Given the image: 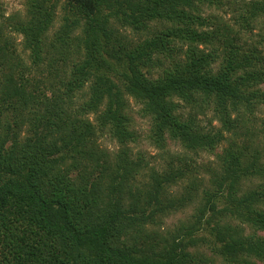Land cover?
Segmentation results:
<instances>
[{"label": "trees", "instance_id": "trees-1", "mask_svg": "<svg viewBox=\"0 0 264 264\" xmlns=\"http://www.w3.org/2000/svg\"><path fill=\"white\" fill-rule=\"evenodd\" d=\"M48 1L29 0L30 8L22 19L15 21L14 31L23 36V46L30 49L32 66L40 74L26 78L23 73L30 71L26 67L20 80L31 82L34 92L40 89L42 98H46L45 90L51 91L53 103L45 105L53 110L48 108L47 120L51 123L48 116H55L64 127L72 129L61 140L65 148L85 143L80 127L87 135L95 134L92 124L83 116L98 111L101 131L109 127L119 143L125 144L131 136L122 112L121 91L145 104L155 122L154 138L159 145H164V136L168 134L194 153L213 150L226 137L221 130L204 128L193 117L183 119L175 113L174 96L194 103L216 97V115L226 131L243 124L240 105L248 108L259 96V99L264 97L257 90H246L251 80L264 82V71L254 67L255 60H260L255 46L248 53L239 54L233 38L226 36L223 50L229 49L227 59L218 71L213 70L215 56L203 52L200 45L213 44L217 36H224L227 26H219L216 31L201 29L205 24L197 4L201 0H68L63 24L54 32L48 46H44L42 37L55 14L53 6H46ZM214 2L220 4L221 0H209L210 4ZM249 8L243 17L245 27L255 20L258 10L256 5ZM110 17L135 32L148 29L153 36L127 50L126 44L118 42L121 55L110 44L114 51L111 54ZM177 41L188 45L186 61L175 62L173 70L164 71L155 79L148 77L143 69L156 64L160 53L175 54L177 48L173 42ZM80 50L84 51L82 59L72 61L73 51L79 55ZM108 56L116 60L115 64L108 63ZM19 59L1 23L0 63L21 65ZM45 59H48L47 72L40 67ZM54 73V79L58 75L60 86L65 87L63 98L58 86L51 85ZM86 84L89 89L84 92ZM21 87L10 77L4 96H21L27 104V96L33 98L34 92L26 94ZM77 93L82 103L71 115L67 109ZM102 104L104 108L100 109ZM234 112L237 115L231 118ZM44 143L37 137L20 141L15 133L11 135L7 131L0 135V264H190L193 255L187 249L199 240L212 246L229 264H256L251 258L264 262V236L257 234L264 231V184L240 194L236 188L242 178L264 179V164H257L256 157L243 164V148L234 150L231 145L226 150L221 171L213 180L215 190L204 192V205L197 210L195 221L184 227L185 232L180 230L179 235L169 240L163 238L156 250L154 245L146 247V240L142 243L145 223L152 219L153 208L160 194H164L163 183L177 174L173 175L170 169L168 176L154 178L144 201L151 207L149 214L136 201L126 210L122 208L121 197L111 195L110 191L114 188L122 191L131 170L113 177L107 186L110 196L100 181L92 183L88 192L57 168L63 160L62 154L57 155L63 146L58 147L55 140ZM81 151L83 156H95V159L104 154ZM109 167L112 168L110 164ZM206 211L210 214L204 220ZM230 214L248 224L253 234L244 236L241 228L219 223L221 217ZM204 223L211 226L212 238L194 237L204 229Z\"/></svg>", "mask_w": 264, "mask_h": 264}, {"label": "rangeland", "instance_id": "rangeland-1", "mask_svg": "<svg viewBox=\"0 0 264 264\" xmlns=\"http://www.w3.org/2000/svg\"><path fill=\"white\" fill-rule=\"evenodd\" d=\"M67 1L49 0L47 2L46 6H53L55 14L50 27L42 37L44 46H48L54 32L63 24L62 15H64L65 7H67ZM197 4L201 8L200 14L205 18V24L202 25L201 29L216 31L219 26H227V30L223 31L225 32L224 36H217L213 44L200 45L203 52L215 56L216 62L211 65L213 70L218 71L221 68V63H225L227 59L229 49L223 50L226 48L224 39L227 36L233 38V44L238 47L239 54L255 46L259 52L257 56L260 57V60H255L254 67H260L264 71V8H262V6L264 7V0H221L220 4L219 2L210 4L209 0L205 2L201 0ZM251 5H256L258 10H255V20H251L250 26L245 27L243 17L248 14ZM29 8V0H0L2 17H0V24H3L6 34L12 39L13 49H15V54L20 55L18 62L21 63V65L14 62L6 65L0 63V135H5L6 131L11 135L15 133L20 141L32 140L37 137L43 144H45L44 141L50 143L55 140L58 147L63 146L62 151L57 154L63 155V160L58 162L57 168L73 182L85 187L88 192H90L92 183L100 181L104 190L106 189L107 196H110L107 186L113 177L118 173H125V170H131L130 173H127V184L124 185L122 191L119 192L117 188H114L110 194L115 197L120 196L122 208L126 210L133 201H136L139 208L145 206V214L150 213L151 207L145 205L144 201L148 190L153 186L154 178L162 179L168 176L171 169L173 175H177L169 182L163 183L164 194H160L156 207L153 208L152 206V219H148L145 223L142 243L146 240V247L154 245L156 250H159L158 244H161L163 238L169 240L172 236L179 235L180 230L185 232L184 227L195 221L197 210L204 205V192L215 190L213 180L220 173L222 157L226 150L231 148V145L234 150L243 148L242 152L245 156L242 160L243 164L250 163L253 157L257 158V164H264V97L259 99L260 96L257 98V102L253 101L254 105L251 107L246 108L244 105H240L243 124L238 125L236 130L229 131L223 129L222 121L216 115L218 114L214 105L216 97L212 96L205 101L199 100L194 103L174 96L172 102L176 105L175 113L180 114L183 119L193 117L195 122L204 128H212L215 132L221 130L226 137L213 150L194 153L180 142L170 138L168 134L164 136V145H159L154 138L155 122L146 110L145 104L121 91V97L124 101L122 112L127 118V130L131 136L124 142L125 144L119 143L109 127L101 131L97 119L98 111L89 112L83 116L92 124L95 134L87 135L83 127H80L78 129L81 130V135L85 137V139L83 138L85 143L78 144L75 148L72 146L65 148L61 140L72 129L70 126L64 127L65 125L61 124L55 116H48L51 123L47 120L48 108L49 111L53 110L50 105H45L46 102L53 103L51 91L45 90L46 98H42L40 89L34 92L35 89L31 82L27 83L23 79L20 80L23 74L26 78L39 77L38 75H40L35 70V66H32L33 58L30 55V49L23 46V36L14 31L15 21L22 19ZM108 26L113 30L108 44L111 54L114 51L110 44H114L115 52L117 51L121 55L118 42L126 44L127 50L137 42L153 36V33L148 29L135 32L130 26L116 21L113 17L109 18ZM174 43L177 48L175 54L160 53L157 55L156 64L152 65L150 69H143L148 77L155 79L164 71L173 70L175 62L186 61L187 43L179 41ZM83 53L84 51L80 50V54L77 55L73 51L72 61L81 60ZM107 60L108 63L113 64L116 61L110 56L107 57ZM46 63H48V59L43 60L40 67L47 72L48 65ZM26 67H29L30 71L21 74ZM69 71L70 69H68ZM54 76L55 73L50 79L51 85L58 86L57 89L63 98L66 95L64 93L65 87L60 86L59 76L55 77L57 80L54 79ZM10 77L16 85L22 84L21 88H24L26 94L34 92L33 98L27 96V104L23 103L21 96H4L5 87ZM113 79L120 83L118 79L114 77ZM249 82L250 85L246 88L247 92L257 90L260 94H264V82L255 83L252 80ZM88 89V84H86L84 92ZM79 103H82V99H80V93H77L73 98V103L67 109L71 115L77 110ZM102 108H104L103 104L100 109ZM58 111L59 109L53 115ZM236 115V112L232 113L231 118H235ZM64 119L68 120L67 118ZM60 124L62 126L59 127ZM9 143L10 140L7 141V144ZM233 143L235 144L233 145ZM244 145L246 146L243 147ZM81 150L104 154L95 159V156H83ZM103 163L104 165L101 166ZM108 163L112 168L109 167ZM263 182L264 179L261 177L242 178L239 186L236 187L239 189L237 193L240 194L249 188L261 186L264 184ZM128 214L132 213L128 211ZM205 214L204 220L209 217L210 212L206 211ZM219 223L231 225L237 229L241 228L244 236L252 235L254 232L248 224L231 214L221 217ZM213 224L211 219L209 225L212 226ZM209 225L204 223V229L194 234V237L212 238L209 230L211 226L209 227ZM257 234L264 236V231H257ZM128 242V244L132 242L131 238ZM187 250L193 255V261L190 264H229L205 241L199 240L195 246H190ZM251 261L256 264H264L255 258H251Z\"/></svg>", "mask_w": 264, "mask_h": 264}]
</instances>
